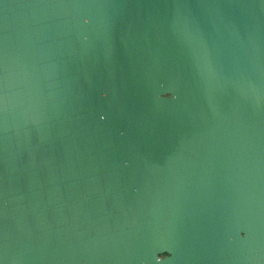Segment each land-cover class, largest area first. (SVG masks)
Listing matches in <instances>:
<instances>
[{
  "label": "water",
  "instance_id": "obj_1",
  "mask_svg": "<svg viewBox=\"0 0 264 264\" xmlns=\"http://www.w3.org/2000/svg\"><path fill=\"white\" fill-rule=\"evenodd\" d=\"M0 264H264V0H0Z\"/></svg>",
  "mask_w": 264,
  "mask_h": 264
}]
</instances>
